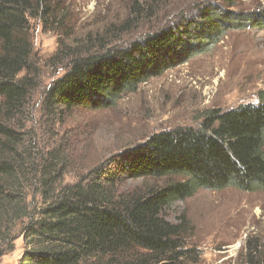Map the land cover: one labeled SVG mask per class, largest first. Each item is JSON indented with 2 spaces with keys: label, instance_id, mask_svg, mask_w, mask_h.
I'll list each match as a JSON object with an SVG mask.
<instances>
[{
  "label": "trees",
  "instance_id": "1",
  "mask_svg": "<svg viewBox=\"0 0 264 264\" xmlns=\"http://www.w3.org/2000/svg\"><path fill=\"white\" fill-rule=\"evenodd\" d=\"M235 2L211 3L179 29L127 49L62 45L50 63L69 60V70L47 89L45 111L112 109L123 94L187 63L231 30L264 27V10L230 9ZM63 15L60 1L0 0V264L17 238L26 245L18 264H118L123 255L134 257L124 264H198L197 250L185 248L186 216L173 224L163 212L199 190L264 192V91L257 105L216 108L198 128L153 135L108 162L117 164V174L105 164L64 185L68 163L60 152L38 156L16 127L37 68L29 20L63 29ZM170 177L186 181L125 194L116 188L122 178ZM244 257L245 264H264V241L248 240Z\"/></svg>",
  "mask_w": 264,
  "mask_h": 264
},
{
  "label": "rangeland",
  "instance_id": "2",
  "mask_svg": "<svg viewBox=\"0 0 264 264\" xmlns=\"http://www.w3.org/2000/svg\"><path fill=\"white\" fill-rule=\"evenodd\" d=\"M65 10L63 29L29 20L35 49L34 89L17 123L27 134L26 144L38 156L60 152L66 160L63 184H73L95 167L117 174L108 163L125 151L145 144L153 135L177 128H198L203 115L213 109L230 110L242 104H258L264 91V27H241L225 34L208 50L142 83L127 92L109 110L75 109L56 116L44 109L47 89L69 70L51 59L62 45H88L94 52L107 48L127 49L162 31L177 30L197 17L202 8L227 0H54ZM230 9L264 10V0H236ZM50 29V30H49ZM104 37V41L100 38ZM119 175V174H118ZM181 177L161 180L122 178L121 194L138 188L185 182ZM188 220L185 248L200 254L198 264H245L250 239L264 241V192L244 193L235 188L199 190L185 202L176 201L163 216L176 224ZM26 245L17 238L1 264H18ZM137 255V253H136ZM125 256V255H123ZM120 256L116 263L134 260Z\"/></svg>",
  "mask_w": 264,
  "mask_h": 264
}]
</instances>
